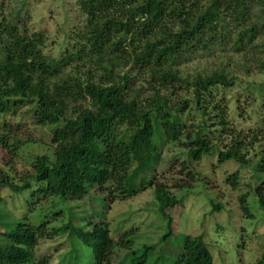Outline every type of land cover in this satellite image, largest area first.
Wrapping results in <instances>:
<instances>
[{
	"label": "trees",
	"instance_id": "1",
	"mask_svg": "<svg viewBox=\"0 0 264 264\" xmlns=\"http://www.w3.org/2000/svg\"><path fill=\"white\" fill-rule=\"evenodd\" d=\"M74 1L86 26L75 54L68 52L59 60L45 55L44 32L28 36L4 18L0 24V118L32 105L35 125L56 126L51 158H37L31 174L19 183L10 177L0 180V190L23 198L20 207L28 209L7 220L0 198V264H50L48 258H36L38 241L63 234L76 239L82 252L72 246L61 264H112L121 250L128 256L120 264H214L203 236L183 237L172 255L164 250L163 242L173 233L168 212L182 201L156 182L155 172L164 147L188 133L185 115L191 110L200 120L186 137L193 136L182 166L187 181H194V164L214 150L219 164L248 165L243 142L227 128L225 108L217 98V91L233 88L236 78L221 70L190 82L177 68L199 54L226 53L243 58L246 73L254 69L264 76V0ZM84 62L92 67L81 74ZM135 77L152 91L146 99L135 91ZM182 85L191 100L171 102L173 89ZM212 112L221 133L231 139L224 149L208 139ZM0 145L5 148L2 140ZM255 171L264 173V151ZM235 180L228 182L235 186ZM91 188L102 191L108 205L152 189L154 206L168 229L160 249H137L127 236L116 243L104 223L78 226L70 207L60 228L47 230L40 216L30 217L33 198L81 201ZM255 194L264 211L263 193L257 189ZM239 210L244 219L253 218L245 198L239 199ZM255 264H264V253Z\"/></svg>",
	"mask_w": 264,
	"mask_h": 264
},
{
	"label": "rangeland",
	"instance_id": "2",
	"mask_svg": "<svg viewBox=\"0 0 264 264\" xmlns=\"http://www.w3.org/2000/svg\"><path fill=\"white\" fill-rule=\"evenodd\" d=\"M3 18L18 27L23 35L44 32V53L58 60L67 56L68 52L75 54L86 26V17L74 0H0V24ZM2 43L0 39V45ZM191 58L177 68L185 80L191 82L197 76L221 70H226L236 78L233 88L217 91V98H220V105L225 108L227 128L232 129L233 138H241V152L249 163L246 167L234 161L219 164L218 152L214 150L211 155L195 163L194 170L189 169L193 172L194 181H187L188 172L182 166L187 162V148L193 142V136L190 140L186 137L188 133L192 134V126L195 129L200 119L192 110L185 115L188 133L179 141L164 147L161 162L155 172L156 182L166 186L171 194L182 201L180 206L168 212L172 217L173 233L163 242L164 250L166 248L167 253L172 255L181 247L183 237L203 236L214 264H255L264 253V211L259 208L255 196L257 189L264 195V180H259L264 179V173L260 176L255 171L257 161L264 151V76L254 69H248L246 73L245 60L231 54H199ZM83 64L85 67L81 69V74L92 67L85 62ZM134 81L135 91L140 93L141 100L151 95L152 91L141 79L135 77ZM172 92L173 103L191 100L183 85L176 86ZM81 104L88 107L86 102ZM34 112V106L28 105L0 118V140L5 145V148H0V180L10 177L19 183L31 174L32 163L37 158L52 157L54 146L51 145V139L56 126L42 128L35 125ZM215 114L211 113L209 126L212 134L208 139L215 148L224 149L229 146L231 139L221 133ZM57 127L60 128V125ZM232 177L236 178L235 186L228 182ZM184 185L189 189L177 187ZM0 198L7 208L4 211L7 220L13 219V214L18 217L27 209L25 206L20 207L23 198L11 197L6 189L0 190ZM240 198L246 199L252 219L242 217ZM28 204L31 219L40 216L47 222V230L60 228L67 223L66 208L70 207L78 226L104 223L114 242L118 243L127 236L133 240L137 249L149 245L159 250L160 240L168 231L167 223L154 206L152 189L110 205L105 202V194L96 188H91L81 201L68 200L62 203L48 197L33 198ZM214 205H220L222 209L218 212L214 210ZM72 246L82 252L78 241L67 234L40 239L35 256L48 258L50 264H61L71 252ZM127 256L125 251H119L114 255L112 264H120ZM129 261L124 264H130Z\"/></svg>",
	"mask_w": 264,
	"mask_h": 264
}]
</instances>
